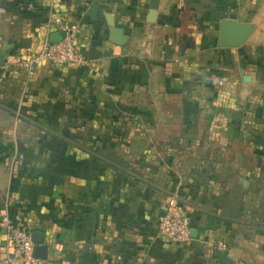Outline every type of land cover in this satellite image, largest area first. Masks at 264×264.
Returning <instances> with one entry per match:
<instances>
[{"label": "crops", "instance_id": "obj_1", "mask_svg": "<svg viewBox=\"0 0 264 264\" xmlns=\"http://www.w3.org/2000/svg\"><path fill=\"white\" fill-rule=\"evenodd\" d=\"M148 3L0 0V217L40 233L47 264H264V0H156L151 22ZM55 16L78 24L85 61L40 64L25 83L14 61ZM222 19L251 24L240 46L216 45ZM14 108L47 143L36 165L11 151L28 138L11 131ZM172 202L186 243L157 228Z\"/></svg>", "mask_w": 264, "mask_h": 264}, {"label": "built area", "instance_id": "obj_2", "mask_svg": "<svg viewBox=\"0 0 264 264\" xmlns=\"http://www.w3.org/2000/svg\"><path fill=\"white\" fill-rule=\"evenodd\" d=\"M46 34L40 42L38 50L28 56H19L14 61V67L24 75L27 83L34 73L36 66L49 63L55 65L72 64L80 66L85 59L76 46L78 24L55 16L43 22ZM62 31L64 34L58 41L49 39L50 33ZM5 62V61H4ZM10 65L3 63L0 67V83L7 77ZM0 227L4 230L3 245L8 249L0 264H47L44 259L33 256L34 243L30 237V231L23 228L8 214L0 217ZM157 228L169 241L174 243H186L190 240L189 219L183 206L178 202H172L157 218ZM213 247L218 252L226 251L227 245L217 241ZM235 264H249L243 259H238Z\"/></svg>", "mask_w": 264, "mask_h": 264}, {"label": "water", "instance_id": "obj_3", "mask_svg": "<svg viewBox=\"0 0 264 264\" xmlns=\"http://www.w3.org/2000/svg\"><path fill=\"white\" fill-rule=\"evenodd\" d=\"M156 7V0H149L148 3V18L147 22H151L154 16V9ZM97 10L96 4H91L89 7L88 14L94 18ZM251 24L247 22H237L234 20L222 19L219 23L218 34L216 39V45L219 47H238L240 46L251 33ZM63 32L59 31L57 33H51L49 39L51 41H58L59 37L63 36ZM118 43L124 41V35L117 32ZM9 47L8 44H2L0 47V67L3 65L6 56V50ZM32 242L34 243L33 256L38 259L46 258V245L43 243V237L40 233L32 231L30 233ZM221 264H232L223 254H217Z\"/></svg>", "mask_w": 264, "mask_h": 264}, {"label": "rangeland", "instance_id": "obj_4", "mask_svg": "<svg viewBox=\"0 0 264 264\" xmlns=\"http://www.w3.org/2000/svg\"><path fill=\"white\" fill-rule=\"evenodd\" d=\"M17 90L14 91L13 89L10 92V97H11V101H14V97L17 96ZM12 94V95H11ZM21 110L20 108H14V110H12V115H10L14 121V125L11 126V131L16 135V134H21L23 136H27L28 138H23L21 139V141H18L17 143H12V147H11V151H16L17 149L21 150V151H27L28 153H30L31 151L33 152L31 157H28V159H22V161H24L25 163L28 162L31 165H36V162L39 160H35V152L36 150H40L42 149V146L47 144L46 142L42 143L40 141H37L35 138H33L35 135H37L38 133H40V129L39 127H36L35 125H25L22 123H19V121L21 120V114H20ZM29 117H31L32 119H37L35 114H29ZM48 129L51 130H55V127L52 126H48ZM58 130V129H56ZM31 136V137H30ZM17 166V170H20L19 167H21L19 164H15ZM29 165V164H28ZM35 170V168H33V171ZM36 170H39V168H37ZM37 172H31L30 174L32 178H34L35 180V176H36ZM38 177H40V179L43 181L48 180L49 175H47L46 177L41 175V174H37Z\"/></svg>", "mask_w": 264, "mask_h": 264}]
</instances>
